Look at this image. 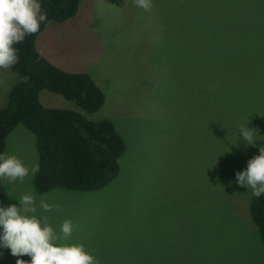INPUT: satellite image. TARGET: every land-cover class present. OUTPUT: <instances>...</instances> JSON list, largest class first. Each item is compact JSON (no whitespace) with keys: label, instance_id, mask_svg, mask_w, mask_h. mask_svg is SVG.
I'll return each mask as SVG.
<instances>
[{"label":"rangeland","instance_id":"374dc122","mask_svg":"<svg viewBox=\"0 0 264 264\" xmlns=\"http://www.w3.org/2000/svg\"><path fill=\"white\" fill-rule=\"evenodd\" d=\"M152 3L145 11L133 0H80L73 17L47 22L36 39L49 61L88 73L103 91L92 113L47 90L39 100L111 120L126 146L116 177L98 190L44 193L34 177L0 182L12 203L32 193L61 205L37 215L58 235L71 220L59 243L83 244L100 264H264L251 189L235 175L264 145V0ZM17 81L0 69V108ZM246 124L257 129L252 145L238 131ZM3 154L31 166L34 133L17 125ZM16 260L0 246V264Z\"/></svg>","mask_w":264,"mask_h":264},{"label":"trees","instance_id":"16d2710c","mask_svg":"<svg viewBox=\"0 0 264 264\" xmlns=\"http://www.w3.org/2000/svg\"><path fill=\"white\" fill-rule=\"evenodd\" d=\"M40 2L47 19L41 22L38 33L15 45L19 62L10 70L18 81L8 91L6 104L0 108V154L4 152L7 135L22 124L36 137L40 171L34 177V187L38 193L53 188L98 190L118 174V160L125 152V142L109 119L92 120L76 110L41 104L39 93L47 90L92 113L103 105L104 93L88 73L64 70L36 47L37 36L47 22L70 19L76 14L80 0ZM25 75L29 79L22 82ZM9 204L12 201L0 182V205ZM249 213L264 244V195L251 197Z\"/></svg>","mask_w":264,"mask_h":264},{"label":"clouds","instance_id":"9594fccd","mask_svg":"<svg viewBox=\"0 0 264 264\" xmlns=\"http://www.w3.org/2000/svg\"><path fill=\"white\" fill-rule=\"evenodd\" d=\"M137 7L150 11L152 0H133ZM47 19L40 0H0V69H11L19 62L18 49L15 45L23 43L29 35L40 31V24ZM27 75L21 78L27 82ZM255 130V131H254ZM242 139L248 145L257 140V129L243 125L239 128ZM264 137V136H259ZM40 171L38 160L31 166L15 155L0 154V179L9 183L23 182L35 177ZM236 183L251 189V195L260 198L264 195V145L259 148V155L248 160L247 168L236 172ZM41 213L62 211L59 204H51L41 197L39 203L32 193L19 197L18 204L0 205V246L9 248L17 257L16 264H100L99 259L91 254L81 243H59L68 240L74 226L71 220H64L58 235L49 222L47 215ZM30 260L20 259L23 256Z\"/></svg>","mask_w":264,"mask_h":264}]
</instances>
